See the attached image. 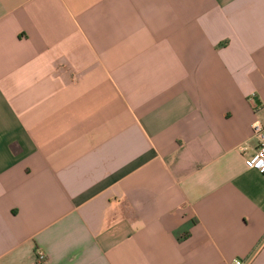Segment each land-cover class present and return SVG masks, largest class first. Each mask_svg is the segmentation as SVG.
Masks as SVG:
<instances>
[{
    "label": "crops",
    "instance_id": "crops-1",
    "mask_svg": "<svg viewBox=\"0 0 264 264\" xmlns=\"http://www.w3.org/2000/svg\"><path fill=\"white\" fill-rule=\"evenodd\" d=\"M255 122L264 0H0V264H264Z\"/></svg>",
    "mask_w": 264,
    "mask_h": 264
},
{
    "label": "built area",
    "instance_id": "built-area-1",
    "mask_svg": "<svg viewBox=\"0 0 264 264\" xmlns=\"http://www.w3.org/2000/svg\"><path fill=\"white\" fill-rule=\"evenodd\" d=\"M253 137L257 141V145L254 151L245 157V166L250 169H255L262 175H264V125L258 122L253 123ZM240 149L242 151L246 150V145H241ZM37 258L39 261L43 262L46 259L45 254L42 251L37 253ZM231 264H245L241 259H235Z\"/></svg>",
    "mask_w": 264,
    "mask_h": 264
}]
</instances>
